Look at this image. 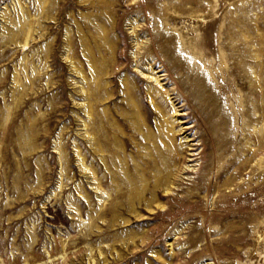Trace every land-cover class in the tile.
Wrapping results in <instances>:
<instances>
[{"label": "rangeland", "instance_id": "rangeland-1", "mask_svg": "<svg viewBox=\"0 0 264 264\" xmlns=\"http://www.w3.org/2000/svg\"><path fill=\"white\" fill-rule=\"evenodd\" d=\"M161 35L204 67L215 118ZM262 84L264 0H0V264H264Z\"/></svg>", "mask_w": 264, "mask_h": 264}, {"label": "bare ground", "instance_id": "bare-ground-1", "mask_svg": "<svg viewBox=\"0 0 264 264\" xmlns=\"http://www.w3.org/2000/svg\"><path fill=\"white\" fill-rule=\"evenodd\" d=\"M101 27V28H100ZM99 28L101 29V31H103V28L102 26H100ZM133 33V32H132ZM104 35V34H103ZM171 35V34H170ZM177 35V34H176ZM175 35V36H176ZM174 36V35H173ZM137 37V36H136ZM180 37H182L180 35ZM164 40V42H161L160 45H158L159 49H161V52H162V55L163 57H165L166 59V64L172 68V69H175V72L173 73L174 77H176V79L180 82V85L183 86L185 89H188V92L190 93V96L192 97V101L193 103L195 104L196 108L199 109V113L201 111V113L203 112L204 114H206L207 117L209 118H215L216 116V113H219V103L218 101L213 98L211 95H210V92H209V89L207 90V87H205V83L203 82V79L200 78V76L205 72H204V67L201 66V67H194L193 65H191L189 63V60L185 58V56H181L180 54H177L176 50L178 51V47L176 46V43H175V40L172 39L171 37H169V35H161L160 37V40ZM228 39L231 40V42L233 41H237L238 39V35L237 34H233V33H230L229 36H228ZM106 40V39H105ZM199 38H189L188 35H187V39L185 41V43L183 42L181 48L182 49H185L186 51H194V53H198L200 54L198 57V59H201L203 58L204 59V54L203 52H201L202 48V43L200 44L198 42ZM137 42V41H136ZM103 44V43H102ZM110 44V43H109ZM137 44V43H136ZM135 44V45H136ZM106 45V44H105ZM135 47V46H134ZM180 47V46H179ZM192 47H194V50H192ZM107 48H108V45H107ZM110 49H111V44H110ZM235 50V49H234ZM180 51V50H179ZM171 53H174V54H171ZM138 54V53H137ZM175 54L177 55V57H175ZM92 61V66H93V73H94V81H93V84L91 86V92H92V96H93V99H94V102L97 103L103 99L106 98L107 96V92L103 91L102 89L104 88V76L106 75V69L104 66V63L102 60H99V59H91ZM206 62H209L206 60ZM138 65V64H137ZM194 67V68H193ZM205 68H210L208 67L207 65L205 66ZM247 70V69H245ZM147 72L149 74V77L152 81L154 82H157L159 88H162V85L160 84V76L157 75V71L154 72L153 70V64L152 63H149L148 64V69H147ZM246 72V76L249 78L251 77L253 74L252 72H248V71H244ZM193 76L196 78L194 79ZM254 77V76H253ZM205 78V77H204ZM252 83V81H251ZM91 85V84H90ZM89 85V86H90ZM207 85V84H206ZM254 85V84H253ZM258 85V84H257ZM264 85V84H262ZM90 89V87H89ZM187 91V90H186ZM91 96V94H90ZM168 99H169V95H167ZM92 98V97H91ZM171 101V99H170ZM173 105V103H171ZM211 106V108L209 107ZM215 106V107H214ZM174 107V111L175 112H178L177 108L173 105ZM208 109H210L211 111H208ZM202 113V115H203ZM215 115V116H214ZM98 117V116H97ZM204 117V116H203ZM96 123V122H95ZM96 125V124H95ZM94 125V126H95ZM98 125V123H97ZM96 125V126H97ZM218 125H219V128L221 126V121L218 120ZM184 128H180V131H182ZM104 131V130H103ZM99 132H102L101 130L98 132L95 131V134L96 135H99L100 133ZM99 133V134H98ZM103 133V132H102ZM30 136L31 134L28 133L25 135V139H27V141L30 140ZM189 136H184L182 139H185V142H186V145L189 146L188 143L189 140H188ZM24 139V140H25ZM26 141V142H27ZM101 142V141H100ZM103 143V142H102ZM104 143L106 144V142L104 141ZM109 143V142H108ZM99 144V142H98ZM101 144V143H100ZM104 145V144H103ZM172 145H174L172 143ZM100 146V145H99ZM175 146V145H174ZM103 147V146H102ZM110 147V146H109ZM99 148V147H98ZM106 149V148H105ZM174 149L176 150V147H174ZM107 151V150H106ZM107 155V154H106ZM109 158V157H108ZM81 159V158H80ZM112 159V158H111ZM105 160V159H103ZM114 165V164H113ZM118 165V164H117ZM155 167L157 168V166L155 165ZM137 170V169H136ZM94 171V170H93ZM93 173V172H92ZM136 173V172H135ZM133 173V174H135ZM139 173V172H138ZM133 174H130V173H127L125 174V179L127 184H128V191L125 193H127V198L128 199V203L127 205L128 208H132L134 203L136 201H140V198L142 197V194L143 192L145 191L146 187H145V184L146 182L144 183L143 181H146V180H143V177L142 176H133ZM141 174V173H140ZM219 174V173H218ZM216 176V178L220 177L221 174H219ZM92 175V174H91ZM109 175V174H108ZM139 175V174H138ZM116 176V175H115ZM94 177V176H93ZM114 177V176H113ZM124 177V175H123ZM92 179V178H91ZM98 179V178H97ZM159 183H164L165 179H159L158 180ZM229 182V181H228ZM101 183V182H100ZM207 183V182H206ZM232 182H230L229 184H231ZM122 184V183H121ZM157 184V183H156ZM116 186H117V183H116ZM122 186V185H121ZM126 186V185H125ZM95 190H99L100 189V186L98 188V185H95ZM120 189V188H119ZM118 192V191H117ZM109 193V192H108ZM124 194V192H123ZM103 195H104V192H103ZM102 195V196H103ZM107 195V194H106ZM125 195V194H124ZM108 197V196H107ZM106 197V198H107ZM117 197V196H115ZM121 197V196H120ZM105 199V198H104ZM103 202V201H102ZM104 202H106L104 200ZM121 203V202H120ZM112 205H114L113 203H111ZM123 204V202H122ZM126 204V203H125ZM110 205V204H109ZM111 205V206H112ZM117 205V204H116ZM135 207V206H134ZM113 208V207H112ZM117 209V208H116ZM131 210V209H130Z\"/></svg>", "mask_w": 264, "mask_h": 264}]
</instances>
